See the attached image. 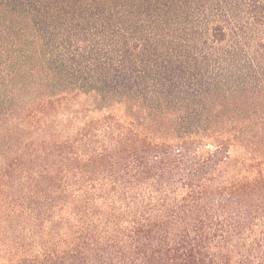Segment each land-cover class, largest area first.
Instances as JSON below:
<instances>
[{
  "label": "trees",
  "instance_id": "16d2710c",
  "mask_svg": "<svg viewBox=\"0 0 264 264\" xmlns=\"http://www.w3.org/2000/svg\"><path fill=\"white\" fill-rule=\"evenodd\" d=\"M152 11L0 0V264H264V57L194 87Z\"/></svg>",
  "mask_w": 264,
  "mask_h": 264
},
{
  "label": "rangeland",
  "instance_id": "374dc122",
  "mask_svg": "<svg viewBox=\"0 0 264 264\" xmlns=\"http://www.w3.org/2000/svg\"><path fill=\"white\" fill-rule=\"evenodd\" d=\"M151 1L152 17L166 20L174 28L171 40L167 39L161 47L159 63L167 64L168 72L181 73L187 84L194 87H218L219 81L237 84L264 57V25L249 18L244 10L245 0ZM133 2L144 6L147 14L150 11L152 4L148 0ZM158 32L161 33L160 29Z\"/></svg>",
  "mask_w": 264,
  "mask_h": 264
}]
</instances>
